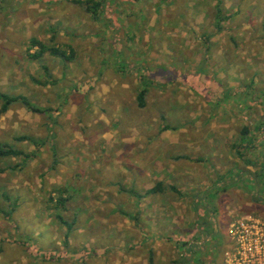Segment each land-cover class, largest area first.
Returning <instances> with one entry per match:
<instances>
[{
	"label": "rangeland",
	"instance_id": "1",
	"mask_svg": "<svg viewBox=\"0 0 264 264\" xmlns=\"http://www.w3.org/2000/svg\"><path fill=\"white\" fill-rule=\"evenodd\" d=\"M96 1L0 0V93L42 110L0 112V264H224L212 212L264 218V0Z\"/></svg>",
	"mask_w": 264,
	"mask_h": 264
},
{
	"label": "built area",
	"instance_id": "2",
	"mask_svg": "<svg viewBox=\"0 0 264 264\" xmlns=\"http://www.w3.org/2000/svg\"><path fill=\"white\" fill-rule=\"evenodd\" d=\"M230 246L224 264H264V218L238 215L228 227Z\"/></svg>",
	"mask_w": 264,
	"mask_h": 264
},
{
	"label": "trees",
	"instance_id": "3",
	"mask_svg": "<svg viewBox=\"0 0 264 264\" xmlns=\"http://www.w3.org/2000/svg\"><path fill=\"white\" fill-rule=\"evenodd\" d=\"M75 2L79 3L81 5H86V9L91 13V15H93V17L97 16L98 8L101 5V1L99 2V1H96V0H75ZM263 28H264V23H263ZM31 45L38 47V50L36 52L30 53V56L32 58H37L38 59L46 51H51V53H55V54L57 53V54H60V55H63V56H67L68 58H71L73 56L72 50H71L70 55H67L65 51L57 49V48H54V47L50 48V47L46 46L43 42H41L39 40L32 39L31 40ZM44 69H46V67H44ZM145 93H146V90L143 89L136 96L137 105L140 106V107L144 106ZM1 100H2V104H1V107H0V112H2V113L5 112L8 109V107H9V105L11 103L16 102V101L22 102L25 106H27L31 110L42 111L41 109H38V108L34 107L32 105V103L28 100V98L26 96H24V95H9L7 93L1 92L0 93V101ZM248 132H249V128L243 127L242 133L243 134H247ZM19 139H27V137L21 136V137H19ZM238 154H239V152H238ZM17 155H22V151L16 150V149H14V148L6 145V144L0 143V158L17 156ZM161 186H162V183H157L154 187L149 189L147 192L148 193L158 192V191L162 190ZM4 195H5L6 198H9L8 195H6V194H4ZM58 201H61V203H63V199L62 200L58 199ZM56 216H57L58 220L63 225L66 226V229H67L66 236H68V234L71 232V229H72L71 226H72V223H73L74 220L72 219L73 221H71V223H70L65 218H63L60 214H57Z\"/></svg>",
	"mask_w": 264,
	"mask_h": 264
},
{
	"label": "crops",
	"instance_id": "4",
	"mask_svg": "<svg viewBox=\"0 0 264 264\" xmlns=\"http://www.w3.org/2000/svg\"><path fill=\"white\" fill-rule=\"evenodd\" d=\"M152 187H154V186H152ZM152 187H150L149 189H151ZM220 212L218 211V214H216L215 211H213L212 216L209 217L208 220L206 221L207 223H209L208 224L209 226L204 227L202 225V227L199 231L200 241L201 240H206L207 242L211 241L212 240V234H215V232H222V231L227 232L228 231L229 224L231 223L233 218L228 217V216L227 217L224 216L225 214L228 215L227 213H225L226 210L220 211ZM222 213H224V215ZM204 234H206L207 236H205ZM207 250H209L208 247H207ZM209 256H210V253L208 254V257Z\"/></svg>",
	"mask_w": 264,
	"mask_h": 264
}]
</instances>
